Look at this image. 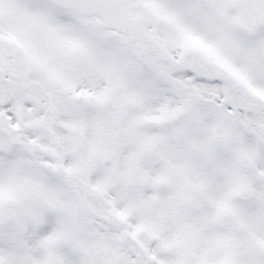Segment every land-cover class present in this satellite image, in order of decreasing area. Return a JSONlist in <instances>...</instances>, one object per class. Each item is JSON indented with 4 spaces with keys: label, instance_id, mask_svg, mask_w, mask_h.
<instances>
[{
    "label": "snow or ice",
    "instance_id": "6c2138e0",
    "mask_svg": "<svg viewBox=\"0 0 264 264\" xmlns=\"http://www.w3.org/2000/svg\"><path fill=\"white\" fill-rule=\"evenodd\" d=\"M0 264H264V0H0Z\"/></svg>",
    "mask_w": 264,
    "mask_h": 264
}]
</instances>
